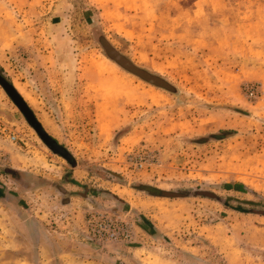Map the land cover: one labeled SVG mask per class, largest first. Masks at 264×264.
<instances>
[{"label":"rangeland","instance_id":"374dc122","mask_svg":"<svg viewBox=\"0 0 264 264\" xmlns=\"http://www.w3.org/2000/svg\"><path fill=\"white\" fill-rule=\"evenodd\" d=\"M0 74L72 157L0 85V264H264V0H0Z\"/></svg>","mask_w":264,"mask_h":264},{"label":"water","instance_id":"95a60500","mask_svg":"<svg viewBox=\"0 0 264 264\" xmlns=\"http://www.w3.org/2000/svg\"><path fill=\"white\" fill-rule=\"evenodd\" d=\"M102 46L105 49L108 57L114 61L118 66L126 70L128 73L133 74L134 76L140 78L141 80L154 85L156 87L171 90L169 85L163 80L159 79L156 76H152L146 71L136 67L132 62L119 54L106 40H102ZM0 85L12 99V101L16 104V106L21 110L29 124L35 129L41 140L56 154L62 156L69 162H72V157L70 154L64 150L62 147L57 145V143L50 138V136L46 133L42 125L38 122L34 113L27 106L22 97L18 94L16 89L0 74ZM205 196L213 197L212 194L203 193ZM168 197H179V195L166 194Z\"/></svg>","mask_w":264,"mask_h":264},{"label":"built area","instance_id":"2783aa9c","mask_svg":"<svg viewBox=\"0 0 264 264\" xmlns=\"http://www.w3.org/2000/svg\"><path fill=\"white\" fill-rule=\"evenodd\" d=\"M250 97H256L258 88L252 86L248 89ZM0 136L9 140L11 143L19 144L24 140L21 139L20 134L15 130L14 126L12 128L7 127L2 119L0 118ZM89 226L94 236H98L100 239L108 241H119L127 240L130 238V232L128 229L120 227L110 220H105L103 218H93L89 220Z\"/></svg>","mask_w":264,"mask_h":264},{"label":"crops","instance_id":"0c3cea01","mask_svg":"<svg viewBox=\"0 0 264 264\" xmlns=\"http://www.w3.org/2000/svg\"><path fill=\"white\" fill-rule=\"evenodd\" d=\"M243 13H246L245 11H243ZM32 235V232H31V234H30V236ZM27 246V245H26ZM34 247V246H33ZM36 247V249H34L36 252H40V253H43V248H42V246H39V245H36L35 246ZM32 251H33V249H32ZM34 252V251H33ZM68 257H69V254H67V253H64V256H63V259H65L66 261H62V260H60V261H56V263L57 264H80L79 262H77V261H68ZM44 257L43 256H40L39 257V259L40 260H38V262H35V263H31V264H50L51 262H49V261H47V260H45V259H43ZM31 262V261H30ZM28 264H30L29 262H28Z\"/></svg>","mask_w":264,"mask_h":264},{"label":"trees","instance_id":"16d2710c","mask_svg":"<svg viewBox=\"0 0 264 264\" xmlns=\"http://www.w3.org/2000/svg\"><path fill=\"white\" fill-rule=\"evenodd\" d=\"M10 173H12V175L16 174V172L14 171ZM225 189L229 191L232 190V191L239 192V193H245L247 191L246 187L243 184H235V185L228 184V185H225ZM162 195L165 197H168L166 196V193H162ZM154 196H159V195H154ZM169 198H172V197H169Z\"/></svg>","mask_w":264,"mask_h":264}]
</instances>
